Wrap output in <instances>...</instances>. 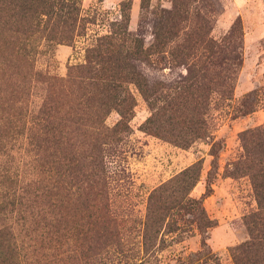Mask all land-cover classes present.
I'll return each mask as SVG.
<instances>
[{
	"label": "rangeland",
	"instance_id": "1",
	"mask_svg": "<svg viewBox=\"0 0 264 264\" xmlns=\"http://www.w3.org/2000/svg\"><path fill=\"white\" fill-rule=\"evenodd\" d=\"M24 6L0 0V165L17 168L23 183L33 182V189L44 194L39 201L46 209L41 214L49 223V238L40 236L38 225L18 222L15 240L23 264H238L236 248L253 240V233L257 249L238 254L245 264H264V200L243 163L242 140L245 130L264 125V0H80L76 36L65 40L54 35L58 20L49 10ZM157 23L164 27L163 52L152 54V62L139 60L141 71L152 80H173L181 74L184 67L171 62L179 44L220 42L218 64L205 75L216 87L209 120L223 148L213 172V192L205 199L217 224L204 235L197 230L163 239L153 236L146 249L141 222L151 192L202 158L201 179L193 189V195L201 196L212 169L213 139L182 147L147 132L152 105L129 81L133 109L125 120L127 128L104 146L111 161L107 193L105 189L99 195L95 187L73 194L63 173L68 144L59 130L49 132V122L56 125L62 118L57 113L49 117V104L65 103V110L71 96L77 100L82 95L77 86L72 92L64 79L87 63L88 49L100 37L118 38L127 28L130 39L148 48ZM78 75L73 73L76 80ZM220 83L232 89L231 96H222ZM121 119V112L113 109L106 123L115 126ZM83 131L90 133V125H83ZM261 157L255 156L260 174ZM9 249L6 245L2 250L6 256Z\"/></svg>",
	"mask_w": 264,
	"mask_h": 264
},
{
	"label": "trees",
	"instance_id": "2",
	"mask_svg": "<svg viewBox=\"0 0 264 264\" xmlns=\"http://www.w3.org/2000/svg\"><path fill=\"white\" fill-rule=\"evenodd\" d=\"M10 1L16 5L21 3V6L26 3L31 7L36 5L38 7L35 10L39 7L49 10V14L58 20V31L54 35L60 40L75 38L80 19V0ZM155 26V40L148 48L143 42L130 39L127 28L118 38L116 35L100 37L99 42L88 49L87 63L76 66L75 71H71L70 76L64 79L71 91L73 86H77L82 90V95L77 100L71 96L65 110H61L65 103L55 106L49 104V117H57V113L62 118L56 125L49 122V132L59 130L63 142L65 140L68 144L67 146L64 142L63 173L66 174L68 191L73 194L80 193L82 188L86 190L96 187L99 188L97 194L104 195L103 191L109 186L111 161L107 158L104 146L127 128L125 120L129 110L133 109V97L127 86L129 81L138 85L152 105L153 113L144 126L147 132L182 147H189L198 139H213L210 150L214 156L212 169L207 176V189L201 196L193 195V189L201 179L204 163L202 158L183 168L151 192L146 218L141 222L145 248L153 236H161L163 239L167 234L184 236L185 233L197 230L204 235L217 224L206 208L205 199L213 192L216 176L213 172L218 164L219 150L223 148V143L215 139L209 120L211 95L216 92V87L206 82L205 75L206 71L218 64L216 58L220 42L209 39L205 43L196 41V44H179V52H171L174 55L171 62L183 66L184 70L173 80H152L141 71L139 60L152 62V54L163 52L161 46L165 42L164 27L158 23ZM121 37L126 38L127 42L120 43ZM114 39H117L116 42ZM74 72L79 76L78 80L73 76ZM218 88L224 98L231 96L232 89L229 87L225 88L220 83ZM83 97L85 98L82 99ZM126 102L130 104H125ZM113 109L121 112L122 119L115 126H109L106 117ZM87 124L91 127L90 133L83 131V125ZM83 136L84 140H81ZM242 140L246 156L243 163L246 164L248 174L250 173L257 196L264 200V170L260 174L255 161V156L260 154V163L264 168V125L245 130ZM56 142L59 143V140ZM86 145L89 147L85 148ZM0 166L3 167L0 169V264H23V259L18 254L19 244L15 240L17 223L38 225L40 236L49 238V229L45 230L49 228V223L43 220L41 214L46 209L41 207L43 204L39 201L44 194L37 187L33 189V182L23 183L17 168L13 170L5 166V162ZM48 191L49 189H45V193ZM36 208L39 209L37 213ZM29 210H32L31 213ZM255 237L253 233V240L236 248L238 264H245L238 251L246 249L251 252L257 249ZM203 244L207 245L206 239ZM6 245L11 251L9 256L2 251Z\"/></svg>",
	"mask_w": 264,
	"mask_h": 264
}]
</instances>
